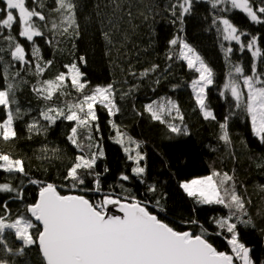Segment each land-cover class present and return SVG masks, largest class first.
I'll use <instances>...</instances> for the list:
<instances>
[{"label":"trees","instance_id":"16d2710c","mask_svg":"<svg viewBox=\"0 0 264 264\" xmlns=\"http://www.w3.org/2000/svg\"><path fill=\"white\" fill-rule=\"evenodd\" d=\"M76 18L79 33L69 32L63 35L53 31L51 24L56 21L55 0H40V8L49 17L43 37L34 38L36 46L41 49L44 61L43 79H54L59 73L67 74L66 65L77 63L86 82L84 92L87 93L97 86L112 85L114 97L119 111L109 116L106 109L97 105L100 132L93 128L91 143L97 141L104 156L97 160L93 173H99L103 192L87 193L93 200H98L104 193H113L121 197L132 196L148 204L150 210L158 213L159 218L170 223L177 229L190 230L196 233L201 228L211 232L222 231L216 228L215 221L226 214V209L219 205H205L197 198L189 197L181 188V183L194 178L211 175L213 171L232 176L239 194L250 200L247 206L252 225H238L239 237L252 249V258L256 264L264 262V144L251 132L250 121L239 114L233 107L234 101L228 96L220 95L223 84L233 71V65L248 68L251 54L240 51L239 46L229 45L218 31L215 18L224 15L238 29L247 32L251 39H258V46L264 47V24H254L246 14L239 10L220 13L212 7L210 0H191L190 12L183 16V23L171 14L170 6L182 0H132L138 7L133 9L135 19L129 21L122 16L117 26L111 31V42L105 40L103 31L106 21L101 23L104 13L111 14V0H75ZM127 12V8L124 9ZM175 20V23L173 22ZM38 24L44 22L38 21ZM222 28V25H221ZM177 38L192 46L214 71V84L207 90L206 106L213 111L215 119H205L195 103L190 81L198 78V74L187 69L186 62L176 56L177 48L170 45V40ZM22 43L28 44L21 40ZM233 52L226 56V49ZM7 45L0 40V51ZM30 50V49H29ZM173 59H168V54ZM86 57L87 63L78 60ZM10 59V57H6ZM19 67V66H18ZM21 77L28 81L22 83L16 91L19 106L31 113L16 121L18 138L14 141L0 140V154L22 158L29 175L40 181L57 185L67 184L64 180L66 170L80 150L69 140L73 122L58 119L50 125L46 132L30 134L27 123L33 118L40 119L39 113L47 106L60 107L65 110L78 104L82 94L71 87L69 80L62 90H58L52 100L45 101L38 97L32 85L37 78L29 71L24 73L20 68ZM147 73L142 75V73ZM135 73V75H133ZM174 102L183 120L170 119L185 129L181 134L168 130L166 123L153 120L146 111L149 103ZM4 111L0 110V117ZM227 121L230 143L219 137V124ZM115 122L124 137L125 145L128 137L139 144L138 151L144 155L140 166L145 168L141 177L135 176L131 169L134 160H129L124 146L116 143ZM82 135L78 142L83 145L84 153L89 151L88 141ZM31 136V138H29ZM136 143L130 145L131 149ZM91 151H95L93 147ZM135 155V151H132ZM7 174L0 173V176ZM128 175V181L120 177ZM216 177L215 179H220ZM93 176H89L91 182ZM154 188L155 191H150ZM70 194L68 188L60 189ZM25 201L11 204L13 212L17 207L21 210L25 203H31L37 188L27 182L23 185ZM83 194V193H81ZM0 196V199H3ZM188 221H197L189 224ZM228 233L212 235L214 246L220 251L229 252L226 243ZM25 264H41L37 252L33 249L20 257Z\"/></svg>","mask_w":264,"mask_h":264},{"label":"snow or ice","instance_id":"6c2138e0","mask_svg":"<svg viewBox=\"0 0 264 264\" xmlns=\"http://www.w3.org/2000/svg\"><path fill=\"white\" fill-rule=\"evenodd\" d=\"M210 2L222 14L239 10L252 23L264 24V0ZM55 5L50 9L57 13L56 21L51 24L52 30L63 35L70 31L78 34L75 0H55ZM106 7H111V14L104 13L101 23L107 22L103 36L111 42L110 33L119 19L122 16L129 21L135 19L133 9L138 6L132 0H111ZM190 9L191 0H182L170 6L171 14L181 23ZM37 20L44 23L38 24ZM48 21L49 17L40 8V0H0V40L7 45L4 51H0V81L3 82L0 85V110L4 111V116L0 117V140L9 142L17 139L16 121L31 116L19 106L16 97L20 85L28 82L21 77L20 68L25 74L31 71L37 78V83L32 85L33 90L45 101L52 100L54 94L63 89L70 74V86L82 94L79 103L69 106L67 110L47 106L39 113L47 125L41 124L38 118L26 124L30 134H39L46 132L48 126L54 125L58 119L73 122L68 140L80 150V154L66 170L64 180L68 183L63 185L32 178L22 158L0 154V173L7 174L0 176V196L4 197L0 199V264H25L19 258L33 249L39 255L41 264H256L251 255L252 249L241 241L238 231V225H252L247 207L251 201L239 194L234 178L227 173L221 177L220 173L213 171L202 179H192L180 185L189 197L197 198L199 203L219 205L227 210L224 216L215 221L216 228L222 230L219 232L204 228L199 233L177 229L159 218L158 213L136 197H121L109 192L93 200L87 195L90 192H103L100 174L93 173L97 160L104 156L99 142L91 143L93 128L96 133L100 132L99 125L93 124L98 120L97 105L106 109L109 116L116 115L119 109L112 85L97 86L84 92L86 82L77 63L65 66L67 74L61 72L54 79H43L44 65L50 62L43 60L34 38L45 35ZM214 23L224 41L235 42L240 51L247 50L251 54L247 69L233 65V71L223 84L220 95L226 99L230 95L234 101L233 107L250 121L251 132L264 144V47L258 46L255 35L251 39H242L249 34L238 29L224 15L215 18ZM21 40L30 43L25 44ZM169 43L178 49L176 56L186 62L187 69L198 74V78L191 79L190 85L203 117L215 119L205 103L207 90L215 82L213 69L188 43L177 38ZM232 52L233 48L228 47L226 56ZM167 58L173 59V55L170 53ZM78 60L87 63L84 56ZM146 111L153 120L166 123L170 132L181 134L186 131L168 122V118L183 120L174 102L168 101L167 105L149 103ZM111 123L116 143L124 146L129 160H134L136 166L131 169L132 173L137 177L143 176L145 168L140 166V161L144 155L137 150L133 156L130 145L136 142L128 137V144L125 145L118 125ZM219 128V138L226 144L230 143L227 121L220 123ZM81 130L83 138L89 142L87 154L78 142ZM93 147L94 152L91 151ZM139 147L136 143V149ZM89 176L94 177L91 182ZM216 177L221 178L214 179ZM120 179L128 181L129 176L122 175ZM25 182L36 186V197L31 203H25L22 210L17 207L13 212L12 203L25 201ZM61 188H68L70 194H64ZM149 190L155 191L154 188ZM187 223L199 226L197 221ZM224 232L228 233L226 243L229 252L218 250L211 240L212 235H223Z\"/></svg>","mask_w":264,"mask_h":264},{"label":"rangeland","instance_id":"374dc122","mask_svg":"<svg viewBox=\"0 0 264 264\" xmlns=\"http://www.w3.org/2000/svg\"><path fill=\"white\" fill-rule=\"evenodd\" d=\"M179 40V39H178ZM229 43V42H228ZM235 42H231V43H229V45H231V44H234ZM228 78H229V76H228ZM227 81H228V79H227ZM2 81H0V85H2ZM206 101H207V98H206ZM206 101H205V103H206ZM161 103H163V102H161ZM157 104V103H156ZM163 104H165V105H167V103H163ZM209 110V109H208ZM211 111V110H210ZM213 112V111H212ZM174 115H175V113H173ZM213 115H214V113H213ZM132 151H137V149H136V147H133L132 148ZM128 155V154H127ZM205 176H203V177H198V178H194V179H202V178H204ZM215 179V178H214ZM191 181V180H190ZM190 181H187V182H190Z\"/></svg>","mask_w":264,"mask_h":264}]
</instances>
